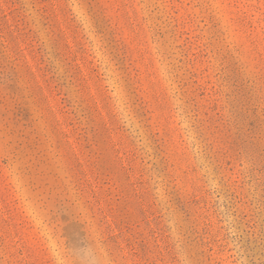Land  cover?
<instances>
[{"label": "rangeland", "instance_id": "rangeland-1", "mask_svg": "<svg viewBox=\"0 0 264 264\" xmlns=\"http://www.w3.org/2000/svg\"><path fill=\"white\" fill-rule=\"evenodd\" d=\"M9 1L0 0V25L14 35L0 38V42L10 45L6 52L12 55L21 44L34 75L24 64L18 67L10 57L5 59L6 70H0V98L8 93L9 83L30 87L28 93L34 98L42 93L41 87L64 122L60 109L65 104L49 89L26 49V36ZM23 1L28 10L27 30L34 28L38 33L66 80L64 90L69 92L71 109L94 114L92 149L102 164L111 168V185L116 182L118 190L113 185L116 192L109 195L110 187L95 182L97 170L90 171L87 151L80 146L73 127L65 128L68 139L47 130V119L38 107L35 113L43 136L54 134L46 155L49 162L41 161L44 156L3 162L13 146L0 127V264H264V0H94L93 13L87 1L70 0L92 44L85 59L78 52L79 37L66 25L62 3ZM61 24L104 118L92 100V110L79 109L89 96L75 76L69 77L74 70L67 73V62H71L65 60L67 47L54 34L62 31ZM2 51L0 48V56ZM93 61L105 73L103 82L98 83L93 73ZM101 85L102 89H97ZM106 92L114 96L107 109L119 106L121 120L132 125L144 142L158 128L163 137L168 128L164 124L168 125L174 114L189 131H185L189 146L206 134L214 114L210 107L218 99L222 114L228 120H238L244 130L247 142L241 171L227 170V176L217 181L213 168L204 167L202 173L191 176L205 186V192L195 200L186 201L193 188L189 185L185 190L181 182L178 189L169 190L180 196L169 207L159 208L161 213L152 215L158 210L147 207L143 210L140 200L152 203L154 196L148 197L139 186L122 152L119 131L115 132L117 128L104 108ZM142 106L152 118L148 123ZM255 114L263 120V127L256 128L257 142L250 140L249 131ZM12 115L0 102V125ZM171 148L178 157L192 159L191 147ZM196 162L201 170L204 161ZM26 167L32 168L33 175L22 171ZM207 171L211 173L204 177ZM128 174L140 200L130 195ZM157 187L154 179L150 189Z\"/></svg>", "mask_w": 264, "mask_h": 264}, {"label": "trees", "instance_id": "trees-1", "mask_svg": "<svg viewBox=\"0 0 264 264\" xmlns=\"http://www.w3.org/2000/svg\"><path fill=\"white\" fill-rule=\"evenodd\" d=\"M84 1H87V4L89 5V12L93 13L94 0ZM9 2H11L12 7H14L13 12L16 13V22L19 26V29L23 30L24 35L26 36V49L30 51L29 54H31L32 59L35 60L37 68L41 72L43 78H45V82L49 89L51 88L53 92H56L59 96H61L62 102L65 105L62 109H60L64 119V122H61V120L58 118V115L54 111V107L50 104L47 97L45 96L43 88L40 87L42 93L38 94V96L34 98L33 95L28 93V90L30 91V87L25 88L27 89L25 90L24 86L18 82L9 83V91L6 95L0 98V102L3 103L8 111L12 112L13 115L8 117L3 122V124L0 125V127H2V129L5 130L7 134H9V143L13 146V149L12 152L4 158L3 162L8 164L11 163V161H16L20 157V159L25 158L33 161V158L40 159V156H44L41 159L42 162L47 163L50 161V158L46 157V155L49 153L48 145L53 143L54 134H46V136H43L41 127L39 126L40 118L37 117L35 113V109L38 107V111H40L47 119V130L61 133L65 138L68 139L65 128L70 126L73 127L74 135L77 137L80 146H83L85 151H87V155L89 157V161H87V163H89V167L91 168L90 171L92 172L93 169L97 170L95 182L100 187L105 185L110 187V189H108L109 195L115 194L116 191H112V187L114 185L118 190V186L116 182L111 185L110 174L112 173V170L109 166L102 164L100 161L101 157L92 149V143L90 142L91 139L96 136L94 134L95 126H91V124L96 121L95 118L92 117L94 114L92 112L79 113L80 110L77 112L71 109L72 105L70 96L68 94L69 92L68 90H64L66 80H63V77L60 75L59 70L56 68L53 57L49 56V51L43 44V41L39 37L38 33L34 31V28L27 30L29 19L28 10L25 6L26 3L23 0H10ZM58 2L62 3V9L64 11L65 21L68 29H74L77 38L79 37V43L77 42L79 46H77L79 49L78 52L82 57L81 59H85L84 55L88 53L89 47H92V44L91 41H88L89 38L86 37L87 35L85 33L84 24L75 14L73 8L71 7L70 0H58ZM4 18L6 21L5 25H7L9 20H7L5 16ZM5 28V26L0 25V31L2 33L0 38L5 37L8 39V35L11 37V35L13 36L14 34L13 32L7 34L5 32ZM50 29L51 33H54V27H50ZM54 34L58 36V41H64L67 47L65 54L67 57L65 60H71V62H67V65H70L69 69L67 67L68 75L72 70H74V74H70L69 77L75 76V78L78 79L75 82H79L80 89L82 91L86 90L88 93L89 98H85L84 105L79 106V109L84 108L87 111L89 109L92 110V106L90 105V100H92L95 104L96 111L99 112L104 118V111L101 109L99 101L97 100L93 91V87L89 83L85 74V70L79 62L78 55L75 54L72 48L69 36L67 33H65L63 28L62 31ZM104 36L109 40L113 39L112 36L108 35L107 33H105ZM9 47L10 45H6L3 40L0 42V48L3 49V54L0 56V70L2 72L6 70L7 64L5 63V59L10 57V60L12 59V61L18 67L21 66L20 64L27 66L28 73L33 76L34 73L32 71L30 61L24 52L25 50L22 49L21 44H18L14 55H12L10 52H6V48ZM20 58H24L25 63L19 62ZM91 64L95 66L93 73L97 74L96 78L99 79L98 83L103 82L105 79L102 77V75L105 73L101 72L102 68H100V65L97 64L96 61L91 62ZM16 65H14V67H16ZM34 77L36 78V76ZM97 89H102V85ZM105 98L106 102H104V108L108 112L109 117H111L110 119H112V123L117 128L115 132L119 131V145L122 148V152L125 154V158L130 163L134 175H136L135 177L137 183L141 188H144L148 197L154 196V201L152 200V203L150 200L148 202H144L141 201L139 197H137L138 191L135 188L134 182H132L130 175L128 174V180L131 184L130 188H132L130 195H134L140 200V205L143 210H145V207H147V210L149 209L150 211L158 210L157 213H152V215L161 213L159 208L164 209V207H169L170 202L176 199V196H180L179 192L176 193L169 190L172 188L175 191V189L180 187L181 182H183L185 190H188L186 187H189V185H191L193 188V192L187 193L188 198H186V201L195 200L198 195L203 194L205 192V186L197 184V181L191 178V176L202 173L205 168H213V174L216 175L217 181L219 179L223 180L221 177L225 178L227 176V170L237 174V171H241L239 170V167H242L244 163L243 159H245L244 152L247 142L246 138L244 137V130L242 127H239L240 122H238V120H228L224 114H222L223 110L220 109L218 99H215L214 103H212L210 107V111H213L214 114H212V117L210 118V124L207 128L206 134H201L200 142L192 140L191 146H189L187 136V132L189 131L186 127H183V121L177 122V119L175 118L176 115L173 114L171 117V122H169L168 125L164 124V126L168 128L165 130L163 137L161 136V130L158 128L157 132L153 131L150 140L148 139L147 142H144V140L141 138V135L137 134V131L132 125H129L126 121L121 120L120 112L122 110H120L119 106L113 109H107V105H109L114 100V96H110L108 92H106ZM36 103L39 105L34 108V104ZM158 103L160 104L159 101ZM160 105L162 107V104ZM140 109L142 116L146 118L145 121L148 123L152 119L149 111L145 106H142ZM196 111L198 112V110ZM262 121L263 120H261L258 115L255 114V118L250 122V140L257 142L258 138H256V128L260 126L263 127ZM202 123L203 122L201 121V125ZM104 124L110 135V140L113 143V146L116 147L117 143H114V138L111 137L112 132L107 126L108 123L106 120L104 121ZM147 126H150V124ZM186 130L187 132H185ZM148 143L151 144L149 145ZM146 145H149L148 147H150V152L148 153L146 151ZM171 147H181L182 149H189V147H191V149H193L192 159H189V157H185V159L178 157L176 154H174V151H172ZM120 152L121 151L116 150V153L119 155ZM150 157L152 160L147 162ZM197 160L204 161L201 170H199L196 162ZM183 161L185 165L182 164ZM147 165H151L152 167L148 168ZM25 169L26 170H22L25 174L33 175L32 168L30 169L29 167H26ZM123 169L128 173L125 166H123ZM179 173L181 174L179 175ZM205 173L206 174L204 177H207L211 172L207 171ZM187 176L190 177L187 178ZM154 179L158 187L151 190L150 188L154 187ZM160 189L162 191L164 190V192L160 191ZM120 198L121 195L119 196L118 201ZM160 216H157V220L160 219ZM166 236L168 239H170V234H167ZM170 246L173 248L172 244H170ZM18 254L21 258V261L25 263L22 253Z\"/></svg>", "mask_w": 264, "mask_h": 264}]
</instances>
